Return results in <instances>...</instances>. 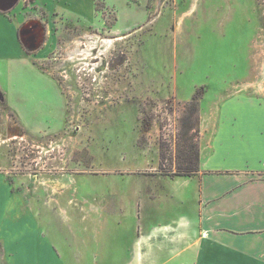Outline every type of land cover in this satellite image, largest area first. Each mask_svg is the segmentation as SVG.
<instances>
[{
  "label": "rangeland",
  "instance_id": "rangeland-1",
  "mask_svg": "<svg viewBox=\"0 0 264 264\" xmlns=\"http://www.w3.org/2000/svg\"><path fill=\"white\" fill-rule=\"evenodd\" d=\"M8 12L0 264H46V251L187 264L170 251L186 239L163 226L186 208L150 211L144 194L184 201L167 180L183 176L178 152L210 147L222 102H264V0H18Z\"/></svg>",
  "mask_w": 264,
  "mask_h": 264
},
{
  "label": "crops",
  "instance_id": "crops-1",
  "mask_svg": "<svg viewBox=\"0 0 264 264\" xmlns=\"http://www.w3.org/2000/svg\"><path fill=\"white\" fill-rule=\"evenodd\" d=\"M17 1L0 0L6 7L0 9V54L7 52L1 36L9 44L15 23L4 13ZM210 143L200 151L196 173L167 179L177 183L184 201L169 198L163 189L151 198L145 193V205L150 211L154 204L186 208V214L163 226L176 242L186 239L184 249L173 244L170 251L185 254L187 264H264V102L244 96L222 102ZM48 254L46 264H65L57 254L52 261Z\"/></svg>",
  "mask_w": 264,
  "mask_h": 264
},
{
  "label": "trees",
  "instance_id": "trees-1",
  "mask_svg": "<svg viewBox=\"0 0 264 264\" xmlns=\"http://www.w3.org/2000/svg\"><path fill=\"white\" fill-rule=\"evenodd\" d=\"M177 158V172H175L176 175L190 176L197 172L199 163V149L196 145L188 143L185 149L178 152ZM164 160H166V154L163 152V150H161L159 170L162 174L166 173V171L163 170Z\"/></svg>",
  "mask_w": 264,
  "mask_h": 264
},
{
  "label": "water",
  "instance_id": "water-1",
  "mask_svg": "<svg viewBox=\"0 0 264 264\" xmlns=\"http://www.w3.org/2000/svg\"><path fill=\"white\" fill-rule=\"evenodd\" d=\"M10 1V4H14L16 2V0H9ZM6 8V7H4ZM1 2H0V9H4Z\"/></svg>",
  "mask_w": 264,
  "mask_h": 264
},
{
  "label": "bare ground",
  "instance_id": "bare-ground-1",
  "mask_svg": "<svg viewBox=\"0 0 264 264\" xmlns=\"http://www.w3.org/2000/svg\"><path fill=\"white\" fill-rule=\"evenodd\" d=\"M88 36V35H87ZM81 40V39H80ZM106 41H111V39H106ZM79 41L77 40L76 43H78ZM98 58V57H96Z\"/></svg>",
  "mask_w": 264,
  "mask_h": 264
}]
</instances>
